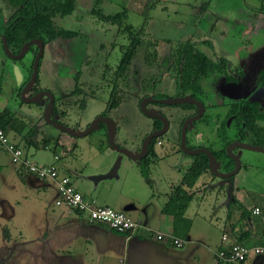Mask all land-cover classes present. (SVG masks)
<instances>
[{
  "label": "rangeland",
  "instance_id": "obj_1",
  "mask_svg": "<svg viewBox=\"0 0 264 264\" xmlns=\"http://www.w3.org/2000/svg\"><path fill=\"white\" fill-rule=\"evenodd\" d=\"M150 2L151 5L146 10L148 0H87L83 7L79 8L76 5L75 10L70 15L64 18L59 16L53 18L52 22L56 28L75 31L77 36L72 39H58L50 43L52 54H57L58 59H54L56 64L68 65V67L66 66V70L63 71L65 74L63 77L59 72L61 71L59 67L57 68L59 71L51 68V66H55V63L51 62L49 51H46L42 65L38 70L41 85L49 88L52 93L54 89L60 88L66 96L74 88V85H77L79 78V85L83 79H86L88 66L95 73L93 81L100 85V91H94L96 98L100 101L89 102L85 109H81L83 102L86 101L82 95L67 99L66 102L73 103L70 109L72 111H70L71 116L65 121L69 127H74L78 123L89 122L102 111V103L107 98L111 75L120 61L122 53L130 44V36H132L126 31L117 30L114 25L100 22L92 15V10L100 9L105 14H113L125 9L127 13L125 24L128 23L132 26V33L143 30L140 35L143 42L142 46L138 47L137 55L132 61L134 70L141 72V75H138L140 78L147 74L157 75L156 78L159 77L163 68L159 67L158 61L168 52L174 51L177 43L184 44L189 41L213 60L229 53L228 58L229 63H232L231 67L237 66V58L240 59V57H247L248 55H264V14L259 11V5L264 4V0H151ZM0 8L4 10V19H7L12 10L1 0ZM210 41H212L214 48H209L205 44ZM145 44L150 45L147 47L149 53L156 51L157 54V62L149 68L146 67L145 60H143ZM31 59L30 54L21 60H12L6 55L2 44H0V75L1 72H12V65L15 64L25 73L26 77ZM54 66L53 68H55ZM231 70L233 69L231 68ZM77 72L80 76L76 80ZM130 72L131 68L129 67L126 71L127 75ZM174 72V69H171L167 72L168 74H161V78L152 93L172 95L174 93V77H176ZM100 75L105 76L103 81L101 79L98 81ZM0 80V91L4 95L7 105L16 103L15 105L18 106L20 98L10 88L11 85H14V76L12 75L11 82L3 81V78ZM87 82L85 81V83ZM137 98L138 94L137 97L132 96L129 91L125 92L121 89L119 107L110 111V117L115 120V143L130 150L138 148L142 136L150 130L151 125V121L136 109ZM36 106L39 107V105ZM161 111L167 113L168 110L160 108L157 112ZM189 112L191 111L185 110L181 113L188 114ZM212 119L213 111L209 107L206 110V123H212ZM178 125L179 123L174 121L168 134L159 138L155 143L157 156L149 157V164L156 162V165L150 168L148 166V171L159 175L163 181H166L168 177H176L177 175L175 176L174 173L177 171H185L188 164L183 166L180 163L182 158L187 163L190 162L189 157L178 152ZM99 131L102 132V136H99ZM99 131L92 135L75 138L80 143V148L73 151L72 155H69L64 161L68 163L71 161L80 168L83 163L85 164V171H94V165L98 166L99 163L90 161L89 156L98 154L99 160L104 163L102 167H104L107 161L99 152L96 141L98 137H101V142L106 143V138L103 130ZM189 135L190 141L194 145L207 146L213 142L209 128L200 123L191 126ZM40 151H44V149ZM30 152L34 153L33 149H30ZM43 153L46 160L51 157L50 152ZM248 155L250 159L261 157L252 151ZM125 158L127 160L120 165L118 171H139L136 164L129 158ZM114 170L115 166L110 171ZM209 175L203 178L201 184L195 188L205 190V195L198 200H202L206 207L210 205L209 202L214 203L215 200L222 199L221 195L225 192V197L229 194L226 190L228 181L214 179ZM211 180L214 181V184H211ZM215 187L218 189L217 191ZM240 190L246 192L249 200H254V196L258 194L264 196V171H249L238 191ZM13 198L15 201L17 200L14 206L12 202L14 215L9 222H6L10 210L4 201ZM21 198L22 192L8 185L0 184V214H3L0 217V264H42L40 255L33 245L35 243L33 235L35 226L38 227L45 221L46 213H49L51 208L47 203L34 201L33 194H26L27 203L34 201L28 207L21 201ZM195 206L196 201L193 200L191 208ZM56 207L58 208V206ZM5 231L9 235L8 238L4 237ZM30 236L31 241H23L22 237Z\"/></svg>",
  "mask_w": 264,
  "mask_h": 264
},
{
  "label": "crops",
  "instance_id": "obj_2",
  "mask_svg": "<svg viewBox=\"0 0 264 264\" xmlns=\"http://www.w3.org/2000/svg\"><path fill=\"white\" fill-rule=\"evenodd\" d=\"M12 75L17 84L22 82L24 73L15 64L12 65V72L1 73L9 82L12 81ZM4 98L0 91V113L4 114V130L13 142L23 148L29 160L41 166L56 163L59 173L70 177L72 185L86 199L93 200L96 205L123 212L142 225L135 232L118 233L105 224L89 220L83 213L69 211L63 206L57 208L54 205L57 199L54 184L13 165L9 155L0 149V184L22 192L21 201L27 207L34 201H41L51 208L46 213L45 221L40 226H35L33 235V245L42 264H218L214 253L224 244L223 235H226L228 243L235 241L248 246H264V196L261 194L254 196V200H249V196L242 190L235 193V198L228 191L227 197L225 192L221 195L222 199L209 202L210 205L206 207L202 200H198L205 195V190L195 189L208 175L204 174L190 191L192 199L184 214L190 221L189 228L185 230L183 222L180 230L176 231L173 216L163 212V208L186 171H177L174 173L176 177H168L166 181L148 171L146 180L139 164L132 160L139 171H118L127 159L111 151L107 143L101 142V137L97 138V148L108 165L102 167L103 161L99 160L98 154H94L89 156V160L99 165H94V171H85L83 163L80 168L71 161H64L80 148L75 137L47 125L36 104L7 105ZM67 111L69 114L70 110ZM86 124L87 122L78 123L71 128L83 129ZM41 149L44 151H40ZM46 151L51 153L47 160L43 153ZM55 156L58 157L57 161ZM114 166L115 170L110 171ZM209 176L212 178L211 174ZM211 182L214 184V181ZM26 194H33L34 201L27 203ZM231 197L242 206V210L230 203L233 202ZM193 200L196 201V206L191 208ZM4 202L10 210L6 220L9 222L14 215L12 209L17 200L13 198ZM255 208L259 209V214H253ZM157 232L181 239L184 244L177 248L170 240L157 241L154 238ZM31 236L22 239L28 242L32 240ZM243 264L264 262L259 257H250Z\"/></svg>",
  "mask_w": 264,
  "mask_h": 264
},
{
  "label": "flooded vegetation",
  "instance_id": "obj_3",
  "mask_svg": "<svg viewBox=\"0 0 264 264\" xmlns=\"http://www.w3.org/2000/svg\"><path fill=\"white\" fill-rule=\"evenodd\" d=\"M1 1L4 2L6 6L10 8L12 11H11V14L8 16V18L4 19V10L0 8V30L3 26L7 25L8 19L10 18V16L15 10L13 7L7 4L6 1L4 0H1ZM86 3H87V0L86 1L85 0H74L75 8H76V5L79 8L81 6L83 7V5H85ZM262 5L264 4L261 3L259 5V11L264 14V11L261 10ZM94 11H99L103 15L115 14V13L105 14L104 11L100 9H95V10H92L93 16H95V14H93ZM53 18L54 17H52L51 22ZM61 18H64V17H61ZM100 22L106 23L103 21H100ZM114 26L117 27V30L121 31V29L117 25H114ZM52 28L55 31H65L71 34L67 37L56 36L54 39L47 40V35L42 33L41 36L43 37V39L35 38V39L28 40V41L38 40V39L41 40L43 50L39 58L35 82L28 89V91L25 94V97H31L32 95H35L43 91L51 93L53 96V105H52V108L49 110L50 119L69 127L65 121L68 120V118H66L68 117V115L69 117L71 116L70 113L67 114L68 112L67 110H70L72 108L73 103L71 104V103L66 102L67 99L71 97L73 98L74 96L82 95L83 99L86 98L85 99L86 101L83 102V107H81V109L82 108L85 109L88 106L89 102L100 101L98 100V98H96V94H94L95 90L100 91V85H98L97 82L93 81L95 79V73L92 72L89 66L87 67V70H86V79L82 80L83 83L81 81V83L79 82L81 85L78 84V81H80V78H79V80L77 81V85H74V88L71 91H69L66 94V96L64 94V91L60 88L54 89L52 93L49 88L41 85L40 80L38 78V70H39V67H41L42 65L46 51L47 52L49 51L51 62H53V64L55 63V66L53 65L55 68H53V66L50 65L51 68L58 70L57 68L59 67L61 71L59 70L58 71L60 72V74H62L63 77H65V74H63L64 73L63 71H65L66 68L68 67V65H66L67 66L66 67L63 65L61 66V65L56 64L54 59L55 60L58 59L57 54H54V55L52 54L51 52L52 45L50 43L55 42L58 39H63V40L72 39L77 36V32L75 31H68L66 29L56 28L53 22H52ZM25 43H23V45ZM188 43L190 42L188 41ZM0 44H2L1 32H0ZM178 44H181V43H177V45ZM205 44H207L209 48L211 47L214 48L212 41H210L209 43L206 42ZM37 45H38L37 43H33L29 45L27 51L23 54V56L20 59H17V60H21L23 57L30 55V54L32 58L31 63L29 65L27 76L25 77V73H24L23 80L19 84H17V82L13 80L14 85H11L10 87L11 90L14 93H16L18 98H20L21 90L25 86V84L29 81L30 76L32 74L34 59L38 52ZM192 45L195 49H197L196 45L194 44ZM7 46H8L9 51L15 55L19 53L22 47L21 46L19 50H16V48L10 47L8 44ZM124 52H126V49ZM123 53H122V56H123ZM171 53L168 52V54L162 57L160 61H158L157 64L159 65V67H161V69L163 68V71L161 72V74L163 75H165V73L169 72L171 69L172 70L174 69L175 71L174 73L176 74V77H174L175 78L174 83H173L174 93L172 95L170 94L168 95L166 93H158V92L152 93L154 87L156 86L157 82L161 78L160 77L161 74L157 78L155 77L157 75H153V74L151 75L147 74L143 76L142 78H140V76L138 77V75H141V72L135 71L134 63H132L137 53H135L134 57L130 59V62L128 64V68L129 67L131 68L130 74L127 75L126 72H124L123 74H119L118 68L121 64V59H122V56H121L120 61L118 62L115 70L113 71L111 75L110 87H109V91L107 94V98L104 103L101 102L103 104V109L101 112L96 114L93 117V119H95L98 116L109 117L113 119L112 117H110V111L119 107V104L121 101V99H119L121 89L125 92L129 91L132 96L137 97V94H138V98L136 102V109H138V111H140L141 102L145 100L146 102L144 106L146 109L152 110L156 115L157 114L162 115L163 117H165V119L168 122V127H167V130L164 132V134H162L161 136L157 138H152L150 140V142L148 143L147 154L138 162V164L140 165V162L144 158L147 159L149 157L150 146L153 150L156 151V146H155L156 141L159 138L168 134V132L170 131L172 127V124L174 123V121H176L179 123L178 125L179 129H178V134H177L178 135L177 136L178 152L181 153L183 156H187L190 158L189 163H187L185 159L183 160V158L182 159L180 158L181 159L180 163H182L183 166H186V164H188L185 169V171H187V169L194 162V159L192 156H195V155L184 154L182 150L180 149L181 129H182L183 122L187 118L192 117L196 114L197 107L196 105L191 104V103L162 104L159 101L163 99H172V98L184 97V96H190L191 98L197 101H200L204 106V112L199 119L194 120L188 124L186 128V134H185V144L190 149L205 148L209 150L213 156L214 166L216 168V171L223 172V173H231L229 180H227L228 185L226 187V190L232 194L233 198H235L236 196L235 193L238 192V189L241 188L242 183L247 177V174L249 171H264V153L249 150L245 148L244 146V145H250V146H258V147L264 148V55L262 56L248 55L247 57H240V59L237 58L238 63H237V66L235 65L236 67L234 66L231 67L232 63H229L230 61L228 58L229 57L228 55H230L229 53H226L225 55L218 57L216 60H213L209 57L212 61L216 63H218L220 60L224 61L223 62L224 71L223 72L215 71L214 73H211L210 76L206 80H204V82H202L203 89L204 91L207 92V95H208L207 98L205 99L201 97H192V95L188 93L184 95L181 94L182 90L180 88V85H181L180 65L176 64V58L172 57ZM143 60H145L144 57H143ZM155 62H157V58H155L151 63H148L145 60L146 67L148 66L149 68ZM231 68L233 70H231ZM76 74L77 75L75 79L77 80V78L80 75L78 72ZM0 78H3V77L0 75ZM100 79L103 81L105 79V76L100 75V77L98 78V81ZM4 80L6 79L3 78V81ZM85 81H88V82L85 83ZM82 85H85V86L83 87ZM150 97L154 98L155 100H150ZM19 100L20 101H19L18 106H21L22 104H27V103H24L21 99ZM115 101L118 102L117 105H114ZM47 102H48V97L44 95L39 99L37 103H29V104H36V105H39V107L41 105L40 109L43 112V109L47 105ZM186 106H189V107L187 108ZM53 107L56 108L55 109L56 111L53 110ZM209 107L213 111L212 123L210 122L206 123L207 120H205L206 110ZM160 108H165L169 112L168 111L167 113L165 111L157 112L158 109ZM182 110L183 111L187 110L191 112H189L188 114L181 113L183 112ZM175 111H178V112H175ZM42 112L40 115L41 118H42ZM147 118L151 121L150 130L142 136L138 148L136 150H132V151H135L136 153L140 152L142 143L145 137L148 134L156 130H159L162 126L159 120L149 118V117ZM92 121L93 120L87 122V124L84 126L83 129H85L89 125V123H91ZM113 121L115 122L114 119ZM156 121L159 122L160 124L159 127L157 126L158 124ZM44 122L47 125L53 127L52 125L48 124L46 121ZM197 123H200L201 125H204L205 127L209 128V131L213 136V142L211 145H207V146L194 145L190 141L189 130L191 126ZM57 130H59L61 133H65L61 131L60 129H57ZM99 130H103L104 137L106 138V128L104 124L101 122L97 124V128L94 129L89 135H92L94 132L99 131ZM65 134L68 135L67 133ZM99 136H102L101 131H99ZM106 143H107V138H106ZM119 146L124 147L122 145H119ZM251 151L258 153L259 155H261V157L250 159L248 153ZM155 156H157L156 153L154 157ZM154 165H156V162H154L153 164H149V168ZM207 166H208V160H207ZM207 171H211V170L208 168ZM209 173L212 175V177L214 176L211 172Z\"/></svg>",
  "mask_w": 264,
  "mask_h": 264
},
{
  "label": "trees",
  "instance_id": "obj_4",
  "mask_svg": "<svg viewBox=\"0 0 264 264\" xmlns=\"http://www.w3.org/2000/svg\"><path fill=\"white\" fill-rule=\"evenodd\" d=\"M13 7L15 10L7 21V25L3 26L0 30L1 35L4 36L7 44L10 47L19 48L30 39L41 38L42 33L47 35V40L54 39L56 36L67 37L71 33L65 31H55L52 28V17L59 16L65 17L70 15L74 8V0H4ZM151 0H148L146 4V10L151 5ZM145 10V11H146ZM261 10L264 11V5L261 6ZM145 13V12H144ZM93 14L103 22L117 25L122 31L128 32L131 37L129 46L126 47V52L123 53L121 64L118 68L119 74H123L128 70V64L138 51V47L142 46L141 34L143 30H139L136 33H132V26L125 24L127 19L126 10L117 12L113 15H103L99 11H94ZM145 15V14H144ZM125 24V25H124ZM149 43V42H148ZM155 44V43H154ZM145 53L143 57L148 63H151L157 58L156 51L149 53L147 47L149 44H145ZM172 57L176 58V64L180 65V88L182 95L191 94L192 97L207 98V92L204 91L202 82L206 80L211 73L215 71L223 72V62L220 60L218 63L212 61L201 51L195 49L192 44H178L176 49L171 53ZM200 98V99H201ZM115 101L114 105H117ZM187 108L189 106H186ZM56 108L53 107V110ZM56 111V110H55ZM3 115L0 113V125L5 128ZM206 116V115H205ZM204 116V118H205ZM157 126L159 127V122ZM154 143V142H153ZM180 151V150H179ZM155 150L150 146L149 157H154ZM149 157L144 158L139 165V169L143 177L148 178V166ZM194 162L184 173L180 184L176 185L171 195L163 208V212L173 216V225L176 231L180 230L181 223L184 222L185 230H188L190 221L184 217L185 211L192 199V192H190L196 182L204 174H210L207 171V158L204 154L200 153L192 156ZM231 204L235 205L238 209H243L240 204L234 199ZM5 238L9 235L4 234Z\"/></svg>",
  "mask_w": 264,
  "mask_h": 264
},
{
  "label": "built area",
  "instance_id": "obj_5",
  "mask_svg": "<svg viewBox=\"0 0 264 264\" xmlns=\"http://www.w3.org/2000/svg\"><path fill=\"white\" fill-rule=\"evenodd\" d=\"M0 149H3L10 157L11 163L17 167L27 170L38 179L50 181L54 184L57 199L56 206H63L69 211L85 214L89 220L107 225L118 233H131L142 228L140 222L131 219L123 212L116 211L108 206L96 205L93 200L86 199L85 196L75 189L68 176L59 173L56 163L47 166L38 165L29 160L23 148L13 142L0 125ZM55 161L58 157H54ZM253 214H259V209H253ZM154 238L160 242L170 240L177 248H181L184 241L165 235L155 233ZM224 244L215 251V260L218 264H243L250 257H259L264 262V246H248L239 242L227 241L226 235L222 236Z\"/></svg>",
  "mask_w": 264,
  "mask_h": 264
},
{
  "label": "water",
  "instance_id": "obj_6",
  "mask_svg": "<svg viewBox=\"0 0 264 264\" xmlns=\"http://www.w3.org/2000/svg\"><path fill=\"white\" fill-rule=\"evenodd\" d=\"M33 43L38 44L37 45L38 46V52H37V55L34 59V64H33L32 74L30 76V79L21 90L20 99L24 103H27V104L37 103L42 96L46 95L48 97V102H47V105L43 109L42 118L48 124L52 125L53 127L57 128V129H60L61 131L67 133L68 135H70L72 137L77 138V137H83V136L89 135L94 129L97 128V124L99 122H101L104 124V126L106 128L107 146L111 150H113V151L119 153L120 155H123L124 157H127L130 160L135 161L137 163L144 156H146L147 151H148V149H147L148 143L150 142V140L152 138H157V137L161 136L162 134H164V132L167 130L168 122L165 119V117H163L162 115H160V114L156 115L152 110L146 109L144 106V104L146 102L145 100H143L140 104V111L145 116H147L149 118L159 120L161 122L162 126L159 130H156V131L148 134L145 137V139L143 140L140 152L136 153L135 151H132L126 147H121L115 143V141H114L115 122L113 121V119H111L109 117L98 116L95 119H93V121L91 123H89V125L85 129H79V128L73 129V128L67 127L63 124H60V123L55 122V121L50 119L49 110L52 108V105H53V96L51 93L43 91V92H39L35 95H32L31 97H25L26 92L31 87V85H33L35 82V78H36V74H37V68H38V62H39V58H40L42 50H43L42 42L39 39L28 41L21 47L19 53L15 55L9 51L8 46H7V42L4 38V36L2 35L3 48L6 52V55L12 60L20 59L23 56V54L27 51L28 46L33 44ZM150 100H155V99L150 97ZM159 102L162 104L191 103V104L196 105V107H197L196 114L192 117L187 118L183 122L182 129H181V137H180V149L182 150V152L184 154H187V155H196V154H200V153L204 154L208 160V168L211 170L209 172H211L215 177L219 178L220 180H226V181L229 180L231 173H223V172L216 171V168L214 166V159H213V156L209 150H207L205 148L190 149L185 144L186 128H187L189 123H191L194 120L199 119L202 116V114L204 112L203 104L200 101H197V100L191 98L190 96L176 97V98H172V99H163V100H160ZM244 146H245V148H247L249 150L264 153L263 147L250 146V145H244Z\"/></svg>",
  "mask_w": 264,
  "mask_h": 264
}]
</instances>
